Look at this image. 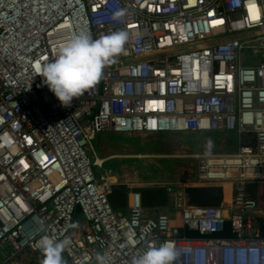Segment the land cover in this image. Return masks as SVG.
Wrapping results in <instances>:
<instances>
[{
  "label": "built area",
  "instance_id": "built-area-1",
  "mask_svg": "<svg viewBox=\"0 0 264 264\" xmlns=\"http://www.w3.org/2000/svg\"><path fill=\"white\" fill-rule=\"evenodd\" d=\"M81 30L129 40L65 108L38 68ZM246 49H264V0H0V264L25 252L41 264L45 235L71 238L66 264H132L164 242L174 264H264V207L245 189L264 183V61L244 62ZM105 131L236 133L233 152L194 156L192 182L232 196L193 204L166 187L175 216L145 215L132 189L124 213L90 154Z\"/></svg>",
  "mask_w": 264,
  "mask_h": 264
},
{
  "label": "rangeland",
  "instance_id": "rangeland-1",
  "mask_svg": "<svg viewBox=\"0 0 264 264\" xmlns=\"http://www.w3.org/2000/svg\"><path fill=\"white\" fill-rule=\"evenodd\" d=\"M239 35L240 33L234 36ZM243 58L244 62L255 65L264 61V49L254 54L252 50L246 49L243 52ZM40 90L42 96L47 97L48 89ZM108 135H112V138L108 139L106 137ZM209 138L214 141L212 153H229L237 149V136L233 132L184 131L119 134L105 131L96 134L91 139L90 154L93 159L96 156L99 159L106 158L101 168L94 166L96 167L94 169L99 171L113 169L109 172L112 174L109 180L116 185H124L126 191H128L127 187L131 189L177 187L183 191L184 195V187L192 184L194 180L196 163L194 156L206 153V142ZM162 201L161 204L147 209L151 213L144 210V214L153 215L154 212H164L175 216L177 211L173 206V195L166 194ZM143 208L145 209L144 204ZM29 256L28 252L20 256L22 259H28L24 264H40L34 262V259H30Z\"/></svg>",
  "mask_w": 264,
  "mask_h": 264
},
{
  "label": "clouds",
  "instance_id": "clouds-1",
  "mask_svg": "<svg viewBox=\"0 0 264 264\" xmlns=\"http://www.w3.org/2000/svg\"><path fill=\"white\" fill-rule=\"evenodd\" d=\"M124 11L113 14V20L124 16ZM129 40L126 30L113 32L109 35L93 39L86 30L74 33L58 50L52 61L38 68L39 75L49 90L54 93L60 105L70 108L74 98H79L86 90L95 85L101 78L106 65L112 63L125 48ZM214 141L206 142V154L210 155ZM70 237L63 239L42 236L35 242L34 248L43 254L41 264H66L64 251L71 245ZM179 252L170 242L151 246L143 254L136 256L132 264H174ZM99 264H104L101 254L96 256Z\"/></svg>",
  "mask_w": 264,
  "mask_h": 264
},
{
  "label": "trees",
  "instance_id": "trees-1",
  "mask_svg": "<svg viewBox=\"0 0 264 264\" xmlns=\"http://www.w3.org/2000/svg\"><path fill=\"white\" fill-rule=\"evenodd\" d=\"M245 189L257 200L261 208L264 207V183L247 184ZM134 190L141 193L144 205H159L166 195L164 187H142ZM125 191L124 185L113 186L108 196L113 207L116 208L118 204H122V196ZM231 196L229 185H226V189L221 184H188L184 187L186 202L193 204L217 205L223 199H228Z\"/></svg>",
  "mask_w": 264,
  "mask_h": 264
},
{
  "label": "crops",
  "instance_id": "crops-1",
  "mask_svg": "<svg viewBox=\"0 0 264 264\" xmlns=\"http://www.w3.org/2000/svg\"><path fill=\"white\" fill-rule=\"evenodd\" d=\"M108 132H110V131H108ZM113 133H116V132H113ZM120 134V133H119ZM122 134V133H121ZM112 135H108V136H106L108 139H111L112 137H111ZM96 159H97V161H99L100 160V162L99 163H97L96 162V164H95V166L97 167V168H101L103 165H102V163H104L105 162V160H106V158H101V159H99L97 156H96ZM105 164V163H104ZM107 164H110V163H107ZM109 166V165H108ZM96 167H94V168H96ZM111 167V166H110ZM113 171V169H111V168H108V169H106V170H104V171H99L98 169H96L95 170V172H96V175L98 176V177H110V175H112V174H109V172H112ZM104 172V173H103ZM107 173V174H106ZM113 183V182H112ZM116 184H114L113 183V186H115ZM116 186H118V185H116ZM128 188V191H125V192H123V196H122V204L120 205V204H118L117 205V209H120L121 211H123L124 213H127V211H128V198H129V194H130V192L132 191V189L130 188V187H127ZM165 188V193L166 194H168V195H172V194H170V193H168L167 192V189H166V187H164ZM184 190V189H183ZM185 199V198H184ZM186 201V200H185ZM145 206V209L144 210H147V209H150V207H152V206H156V204H150V205H144ZM147 212H148V210H147ZM148 213H151V211L150 212H148ZM156 212H154L153 213V215L155 214ZM25 260H28V259H22V262H25ZM26 262H29V261H26Z\"/></svg>",
  "mask_w": 264,
  "mask_h": 264
},
{
  "label": "water",
  "instance_id": "water-1",
  "mask_svg": "<svg viewBox=\"0 0 264 264\" xmlns=\"http://www.w3.org/2000/svg\"><path fill=\"white\" fill-rule=\"evenodd\" d=\"M41 83L37 84L36 86H40ZM77 211H80L79 207L76 208Z\"/></svg>",
  "mask_w": 264,
  "mask_h": 264
},
{
  "label": "bare ground",
  "instance_id": "bare-ground-1",
  "mask_svg": "<svg viewBox=\"0 0 264 264\" xmlns=\"http://www.w3.org/2000/svg\"><path fill=\"white\" fill-rule=\"evenodd\" d=\"M97 163H99V161H97ZM226 185H228V184H226Z\"/></svg>",
  "mask_w": 264,
  "mask_h": 264
}]
</instances>
